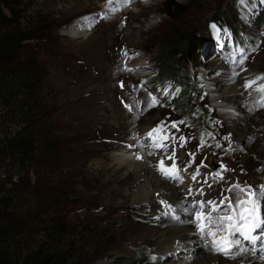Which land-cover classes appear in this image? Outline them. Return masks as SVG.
<instances>
[{"label":"rangeland","instance_id":"obj_1","mask_svg":"<svg viewBox=\"0 0 264 264\" xmlns=\"http://www.w3.org/2000/svg\"><path fill=\"white\" fill-rule=\"evenodd\" d=\"M166 1L113 0L111 7L117 11H110L107 0H24L26 15L41 12L58 18L52 40L26 41L22 53L39 52L47 62L45 89L55 122L78 142L72 146L76 150L58 156V167L38 172L14 174L0 156V205L6 204L3 216L12 214L13 219L4 232L11 220L0 215V247L10 249L18 264H40L52 253L58 264H121L130 258L132 264L180 262L187 250L166 256L153 248L151 231L170 214L151 210L147 202L135 203L132 197L133 186L144 180L137 173L144 163L139 143L152 144L146 134L159 125L164 129L154 133L156 142L168 147H150L148 154L175 153V169L170 166L174 177L164 175L165 180L179 188L195 183L196 191H209L218 206L211 211L216 236H209L216 242L215 254L233 258L242 253L238 248L218 250L225 241L222 235L230 230L218 225L217 218L237 213L229 204L235 206L238 196L248 198L235 185L257 192L264 185V92L256 90L264 85V79H257L264 77V0H175L182 4L176 18L165 11ZM219 16L238 32L217 23ZM86 21L92 26L87 35L71 33V27ZM208 26L211 36L194 63L163 62L170 54L163 40L174 29L201 31ZM177 76L182 79L179 85L190 81L191 87L184 88L191 91L189 110L180 106L185 101ZM212 81L239 90V108L248 115L237 127L228 124L227 115L213 102ZM249 81L256 83L245 87ZM152 97L157 103L150 107ZM207 106L210 128L203 131L200 111ZM1 108L0 102V113ZM122 151L131 156L124 169L112 157ZM215 164L222 166L219 172ZM207 202L189 214L196 227L207 223L196 217L210 212ZM233 238L234 246L239 237ZM262 245L258 250H264Z\"/></svg>","mask_w":264,"mask_h":264},{"label":"trees","instance_id":"obj_2","mask_svg":"<svg viewBox=\"0 0 264 264\" xmlns=\"http://www.w3.org/2000/svg\"><path fill=\"white\" fill-rule=\"evenodd\" d=\"M165 11L171 18H176L175 10L182 4L175 0L165 2ZM24 0H0V156L5 161L4 167L14 174L24 169L38 172L41 168L52 169L58 167L59 155L72 152L76 146L74 139H69L55 122L54 110L46 93L47 77L49 75L47 62L39 52L25 55L23 47L26 41H48L55 37L58 18L48 13L26 15ZM217 23H224L238 32V27L230 25L223 17L214 19ZM229 20H234L233 18ZM209 26L204 30L197 28H176L164 38L166 51H170L163 58L170 65L177 66L192 64L197 60L201 48L211 36ZM168 68L162 72L168 74ZM176 84L181 83L177 76ZM186 81V80H183ZM187 82V83H186ZM178 84L181 88L182 107H191L192 96L187 85L189 80ZM191 85V84H190ZM48 97V98H47ZM190 101V106H186ZM180 103V102H179ZM201 107L202 130H209L208 116ZM189 115V114H188ZM69 150V151H68ZM16 173V174H17ZM2 201L5 203L4 199ZM6 204L0 205L2 219L8 221L4 232L13 226L12 214L5 218L3 209ZM10 250V249H9ZM0 247V264H18L19 260L13 257L12 251ZM55 254H49L40 259V264H58ZM38 258L39 254L34 255ZM57 256V255H56ZM60 257V256H59ZM132 264L133 258L123 259L121 264ZM22 264V263H21ZM25 264V263H24ZM27 264V263H26ZM28 264H36V261Z\"/></svg>","mask_w":264,"mask_h":264},{"label":"bare ground","instance_id":"obj_3","mask_svg":"<svg viewBox=\"0 0 264 264\" xmlns=\"http://www.w3.org/2000/svg\"><path fill=\"white\" fill-rule=\"evenodd\" d=\"M122 6L127 8L128 4L123 3ZM84 29V26L76 25L71 27V33L79 36ZM210 93L213 102L223 114L227 115L230 126L237 127L245 120L248 114H244L239 108L241 97L235 86H221L216 81H212ZM233 111V114H229ZM142 145L145 146L141 147L139 143L140 153L144 155V163L138 166L137 173L138 177L144 180L142 184L133 186L134 202H147L151 210L163 209L164 212L170 214L151 231L154 249L166 256L175 255L183 249V251H188L180 262L178 260L173 264H264V245H262L263 251L254 252V248L252 249L249 244L247 246L250 248L246 245L235 244L233 248L240 249L242 253L233 258H224L222 255L219 257L215 254L216 242L209 235H202L199 228L193 224V218L189 217L190 212L195 210L200 201L207 202L206 200L209 199L212 201L211 193L206 190L196 191L197 184L195 183H189L185 188L169 185L167 181L169 179L165 180V176L158 169L160 167L170 168L174 159H168L169 155L166 154H158L159 157L151 156L148 154L151 149L147 146L149 144L143 143ZM112 157L120 169L128 168L131 163V156L123 151L115 153ZM211 228H213V223ZM201 238L206 239L202 241ZM235 254L236 250H234Z\"/></svg>","mask_w":264,"mask_h":264},{"label":"snow or ice","instance_id":"obj_4","mask_svg":"<svg viewBox=\"0 0 264 264\" xmlns=\"http://www.w3.org/2000/svg\"><path fill=\"white\" fill-rule=\"evenodd\" d=\"M127 3H130V0H126ZM243 2V0H242ZM113 4V0H107V6L109 7L110 11H117L116 8L111 7V5ZM213 27H215L213 25ZM125 56H127V52L124 53ZM257 79H264V77H258ZM255 81H249L246 83L245 87H252L253 84H255ZM258 91L260 92H264V85H259L257 87ZM157 103L156 98L152 97V101L151 104L149 105L154 106ZM126 107L129 108V110H131V106L130 105H126ZM180 123H183V121H181ZM172 127H176V124L174 123L172 125ZM164 126L163 125H159L157 128H153L151 131H149L146 134V138H150L153 143L147 145L148 147H162V148H167L168 145L163 144L161 142H156V137L154 136V133H159L161 131H163ZM162 139H168L167 136L162 137ZM175 138H173L174 140ZM181 140H183L184 138L181 137ZM145 145H141V147H144ZM131 147V145L129 146ZM152 153H149V155H151ZM175 153L173 152V154L171 156L168 157V159H174ZM142 157L137 155V159H141ZM161 165H163V161L160 162ZM172 169H175V164L172 165ZM162 175H165L166 177H174V173L168 169H165L163 167H160L158 169ZM196 175H199V171L197 170ZM196 175H194L192 177L193 180L196 179ZM215 176L219 177L220 174L216 173L214 174ZM222 178V177H221ZM236 189H238V191L240 193L245 194L246 199H240L239 196L237 197V201H236V205L233 206L231 204H229V208L232 209V211H236L237 208H239V212H238V218L240 221H244L247 224V228L248 231L251 232L254 228L256 227H260L261 225H264V218H261L259 216V200L260 199H264V185L260 186V190L259 192L253 190L250 186L247 188H242L240 187L238 184L234 186ZM229 191H231V189H229ZM228 199L227 197H225V200ZM224 201H221V204H223ZM200 208L203 209L204 207V202L200 201ZM208 205L211 206L210 208V212L208 214H206L205 216H201L200 214L197 215V221H202L204 219L207 220V223H198L197 227L199 228V231L202 234H207L209 236L215 237L216 236V232L211 230V225H212V218H211V211H217L218 210V206L215 204L214 201H208L207 202ZM234 219L233 216L229 215V216H221L217 218V224H223L225 221H232ZM231 227H233L235 229V225H231ZM207 229V232H206ZM236 231H239V229H235ZM234 234V233H233ZM241 235L245 238V239H255V237H250L249 235L241 232ZM235 243L238 245L239 241H235ZM221 251H226L223 249H218Z\"/></svg>","mask_w":264,"mask_h":264},{"label":"built area","instance_id":"obj_5","mask_svg":"<svg viewBox=\"0 0 264 264\" xmlns=\"http://www.w3.org/2000/svg\"><path fill=\"white\" fill-rule=\"evenodd\" d=\"M86 22H87V21H86ZM82 26H84L85 29L82 30L80 34L87 35V33L90 31L89 29L92 28L90 22H87V23H84V22H83V23H82Z\"/></svg>","mask_w":264,"mask_h":264}]
</instances>
